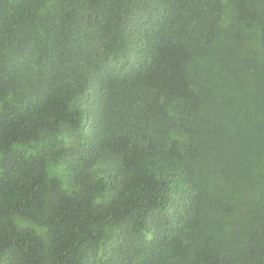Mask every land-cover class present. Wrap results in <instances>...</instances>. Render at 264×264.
I'll use <instances>...</instances> for the list:
<instances>
[{"label": "trees", "instance_id": "trees-1", "mask_svg": "<svg viewBox=\"0 0 264 264\" xmlns=\"http://www.w3.org/2000/svg\"><path fill=\"white\" fill-rule=\"evenodd\" d=\"M227 1L221 29L223 0H0V264H264V183L234 223L199 162L222 127L189 66L221 32L264 54V0Z\"/></svg>", "mask_w": 264, "mask_h": 264}, {"label": "rangeland", "instance_id": "rangeland-1", "mask_svg": "<svg viewBox=\"0 0 264 264\" xmlns=\"http://www.w3.org/2000/svg\"><path fill=\"white\" fill-rule=\"evenodd\" d=\"M223 2L226 7L219 24L221 29L230 17L228 1ZM4 8L8 6L5 4ZM215 48L217 55L195 59L189 66L191 75L210 78L216 88V100L209 109L215 111L222 127L220 152L213 150V154H206L199 162L208 175L206 188L228 201L231 215L226 219L235 223L257 208L256 186L264 183V54L255 31H246L240 39H225L221 32ZM61 163L55 170L66 181L68 173ZM65 186L70 189L69 184ZM14 220L39 234L45 232L24 218Z\"/></svg>", "mask_w": 264, "mask_h": 264}]
</instances>
